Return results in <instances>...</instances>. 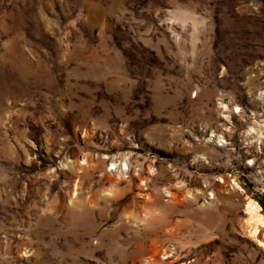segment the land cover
I'll use <instances>...</instances> for the list:
<instances>
[{
	"label": "rangeland",
	"instance_id": "rangeland-1",
	"mask_svg": "<svg viewBox=\"0 0 264 264\" xmlns=\"http://www.w3.org/2000/svg\"><path fill=\"white\" fill-rule=\"evenodd\" d=\"M263 112L264 0H0V264H264Z\"/></svg>",
	"mask_w": 264,
	"mask_h": 264
},
{
	"label": "bare ground",
	"instance_id": "bare-ground-1",
	"mask_svg": "<svg viewBox=\"0 0 264 264\" xmlns=\"http://www.w3.org/2000/svg\"><path fill=\"white\" fill-rule=\"evenodd\" d=\"M260 116V119L258 120H255L253 122V126H251L249 128V132L248 134L252 133V134H259V135H263L264 134V112L262 115H259ZM126 169V168H125ZM124 169V170H125ZM119 174H123L122 173V170L120 169V173ZM118 174V175H119ZM136 176L139 178V174L137 173ZM140 181H145V180H148L147 178H139ZM111 183H113V180L111 179L110 180ZM143 190H144V193H140L139 195L142 194V196L147 199L150 197V193L147 191L148 190V187L145 186L144 184V187H143ZM171 196H174L173 193H170ZM246 214L249 215L247 221L248 222H252L253 226H252V230H251V234L252 236H256L257 233H259V228H264V216H262L260 213H259V209L258 207L255 206V204L252 202V201H249L246 205ZM257 244L258 246H260L261 248H264V241H260L258 240L257 241ZM155 251L154 252H151L150 254H148V260H146L145 264H151L152 262L155 261ZM162 256V254H160V257Z\"/></svg>",
	"mask_w": 264,
	"mask_h": 264
}]
</instances>
